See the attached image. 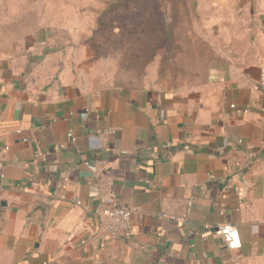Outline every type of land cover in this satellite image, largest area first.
I'll return each mask as SVG.
<instances>
[{"label":"crops","instance_id":"obj_1","mask_svg":"<svg viewBox=\"0 0 264 264\" xmlns=\"http://www.w3.org/2000/svg\"><path fill=\"white\" fill-rule=\"evenodd\" d=\"M237 2L257 45L137 86L74 81L47 30L0 16V264H264V0ZM108 191L131 210L128 240L94 215Z\"/></svg>","mask_w":264,"mask_h":264},{"label":"rangeland","instance_id":"obj_2","mask_svg":"<svg viewBox=\"0 0 264 264\" xmlns=\"http://www.w3.org/2000/svg\"><path fill=\"white\" fill-rule=\"evenodd\" d=\"M0 16L47 30L61 70L95 86L189 76L259 40L237 0H0Z\"/></svg>","mask_w":264,"mask_h":264},{"label":"built area","instance_id":"obj_3","mask_svg":"<svg viewBox=\"0 0 264 264\" xmlns=\"http://www.w3.org/2000/svg\"><path fill=\"white\" fill-rule=\"evenodd\" d=\"M260 84L264 87V69L261 70ZM235 108V106H232ZM239 113L247 114V110H239ZM69 136L75 140L74 133L70 131ZM28 139H25L24 142H28ZM243 144L242 140L238 141V145ZM173 145L171 143H166L162 146V149L166 150L172 148ZM9 148H5V151H8ZM247 150L249 152H254V148L252 146H248ZM226 149H220V155H224ZM34 164L37 162L46 163L47 155L41 151L36 150L33 157ZM85 166L89 169L92 175L98 174V167L96 164L91 163L90 161L85 162ZM6 176L0 169V180H5ZM209 178H213L212 175ZM33 185V183H31ZM226 188L228 190H233L236 194H239L238 187L233 186L231 183L226 184ZM76 205L82 206L80 201L76 202ZM192 204L189 203V206ZM190 209L187 210L186 215L183 217H176L175 221L178 223H184L187 221L190 216ZM94 215L101 221L102 226L108 235V237L112 240L122 241L130 239L132 235V219H131V210L122 206L117 199V195L114 191H108L107 193H103L99 196L97 206L94 210ZM207 230L210 228L209 226L205 227ZM219 234L221 237V241L225 247V249L230 253H239L242 248V242L240 238V233L238 229L234 226L223 225L219 227ZM85 241H82V244H85ZM237 261L241 260L240 256H237Z\"/></svg>","mask_w":264,"mask_h":264}]
</instances>
